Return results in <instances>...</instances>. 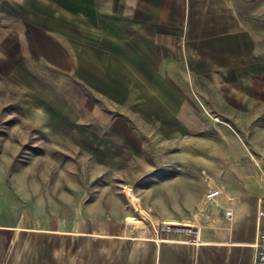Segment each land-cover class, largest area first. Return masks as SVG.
<instances>
[{
	"label": "crops",
	"instance_id": "crops-1",
	"mask_svg": "<svg viewBox=\"0 0 264 264\" xmlns=\"http://www.w3.org/2000/svg\"><path fill=\"white\" fill-rule=\"evenodd\" d=\"M238 1L38 0L32 13L40 21L32 29L50 40L37 52L43 60L125 116H140L157 131L160 145L168 139L170 155L197 159L199 176L180 182L205 209L169 239L137 245L144 249L130 252L134 264H257L264 160L252 153L250 135L264 117V62ZM19 20L28 30L30 20ZM64 38L68 50L60 45ZM10 56L18 71L34 76L22 49ZM239 129L252 146L227 141ZM188 137L192 141H184ZM78 225L65 229L58 217L24 212L20 226L0 242V264H39L43 252L33 246L67 235L93 236L75 232Z\"/></svg>",
	"mask_w": 264,
	"mask_h": 264
},
{
	"label": "rangeland",
	"instance_id": "rangeland-1",
	"mask_svg": "<svg viewBox=\"0 0 264 264\" xmlns=\"http://www.w3.org/2000/svg\"><path fill=\"white\" fill-rule=\"evenodd\" d=\"M238 4L264 62V0ZM34 8H40L38 0H0V242L29 211L58 217L65 229L79 223L75 232L93 235L33 246L43 252L39 264H134L130 252L144 249L137 245L169 239L183 221L205 209L203 201L190 200L189 188L180 182L197 178L201 169L193 154L170 155L168 139L160 145L157 131L138 115L124 111L125 116L43 60L37 52L50 40L32 29L40 22L38 15L33 18ZM19 17L30 20L28 30ZM21 49L34 76L18 71L17 59H7ZM257 122L251 151L264 160V117ZM237 132L227 141L252 146L244 131ZM176 189L185 190L178 196Z\"/></svg>",
	"mask_w": 264,
	"mask_h": 264
},
{
	"label": "built area",
	"instance_id": "built-area-1",
	"mask_svg": "<svg viewBox=\"0 0 264 264\" xmlns=\"http://www.w3.org/2000/svg\"><path fill=\"white\" fill-rule=\"evenodd\" d=\"M215 196V193H212L209 196V201ZM262 208L260 211L261 223L259 226V240H258V253H257V264H264V196L262 197ZM231 211L227 212V215H230Z\"/></svg>",
	"mask_w": 264,
	"mask_h": 264
}]
</instances>
